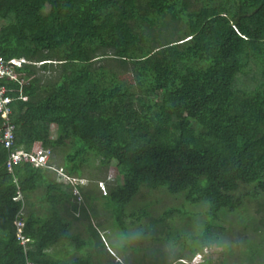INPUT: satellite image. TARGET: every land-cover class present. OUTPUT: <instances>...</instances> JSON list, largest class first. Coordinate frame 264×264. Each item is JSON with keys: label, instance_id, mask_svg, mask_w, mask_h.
<instances>
[{"label": "trees", "instance_id": "obj_1", "mask_svg": "<svg viewBox=\"0 0 264 264\" xmlns=\"http://www.w3.org/2000/svg\"><path fill=\"white\" fill-rule=\"evenodd\" d=\"M0 57L17 61L15 148L62 159L10 173L0 144V264H218L208 249L264 199V0H0ZM112 162L106 195L56 175L93 182ZM101 210L155 248L118 261Z\"/></svg>", "mask_w": 264, "mask_h": 264}, {"label": "rangeland", "instance_id": "obj_2", "mask_svg": "<svg viewBox=\"0 0 264 264\" xmlns=\"http://www.w3.org/2000/svg\"><path fill=\"white\" fill-rule=\"evenodd\" d=\"M48 8V7H47ZM52 135L54 138L57 137V129L52 127ZM52 159V162L61 165L62 159L58 155L51 154L50 160ZM55 167L59 168L57 165ZM59 172L61 170L59 169ZM59 172L57 171L56 175L60 177ZM92 173L95 175V178L92 180L93 182H90L89 180H82L78 181L75 179H72L73 181H70L66 178L61 179L64 181V185H69L73 182V185L79 184L84 185L85 188L93 189L94 191H99L103 195H106L108 192L107 186L105 182L107 183H113V181L118 182L121 180V177L119 176L117 163L112 162L108 168L101 169V172L98 170H93ZM60 179L59 182H62ZM103 183L102 184H100ZM97 186V187H96ZM102 186V187H101ZM99 189V190H98ZM75 194L78 195V190L74 189ZM262 192L264 193V190H257L256 191V197H259ZM34 200V199H33ZM79 200V199H78ZM169 202H171L169 200ZM79 203V202H78ZM100 203V202H99ZM79 204H82L79 203ZM169 204V203H168ZM167 205L163 202L162 206ZM251 205V206H250ZM101 206V204H100ZM100 206H97L96 210H100ZM158 207V206H157ZM252 209V212L250 211ZM239 209V208H238ZM257 210L259 214L256 213ZM263 211V213L260 214V212ZM100 219L99 222L93 221L94 225L97 226L99 223L101 225V240L105 245V248L107 252L117 258L118 261L123 260L124 254H122V257H119L116 251L113 250V247L111 245V238L114 236H117V231L114 228H110V220L107 218V216L103 213V211H98ZM66 216H68L69 219H73L72 212L65 211L64 213ZM256 216V217H253ZM259 219H264V199L258 200L256 198H253L252 196L246 200V202H243V205L239 209V211L236 213V216H234V220H232L238 228H235L231 230L230 232L226 233V236L222 235V242L221 246L219 247H211V251H208L207 254L211 255L212 259L217 262L218 264H264V226H260L257 222ZM264 222V221H263ZM78 227L81 226V223L77 221L75 223ZM175 228L180 229L184 222L179 221L178 219L173 222ZM220 229H223L225 231H228L229 227L225 224H222L218 226ZM82 228V227H81ZM243 229V230H242ZM104 230V231H103ZM249 232H247V231ZM132 245L140 246V247H151L155 248L153 246V243H141L140 241H136ZM159 248H165L163 245H159ZM57 250L59 252L62 251V248L59 247L57 249H53L52 251ZM226 252V253H225ZM143 253H150L149 250H146ZM128 257L132 258H140L142 260V257H140V254L134 255L131 253V249L128 251ZM120 259V260H119ZM203 259L199 260V258L195 255L194 258L191 259V261L186 260V264H198L202 263ZM185 264V263H182Z\"/></svg>", "mask_w": 264, "mask_h": 264}, {"label": "built area", "instance_id": "obj_3", "mask_svg": "<svg viewBox=\"0 0 264 264\" xmlns=\"http://www.w3.org/2000/svg\"><path fill=\"white\" fill-rule=\"evenodd\" d=\"M24 62V61H21ZM14 60L5 61L0 57V83L9 79H15V71L13 68ZM14 98L7 95V88L4 84H0V116L3 118V128L0 130V144L8 151V159L6 162V168L8 172H12L14 167L27 162L35 168H50L49 162L51 157V150L39 149L36 153L26 152L15 148V131L16 127L12 123L13 110L11 104L14 102ZM59 172V170H58ZM59 179H68L73 181L72 178L67 177L65 174L59 172ZM63 183L64 181L61 180ZM73 185V182L71 183ZM21 199V195L18 193V197L14 200ZM17 238L23 245L27 243V240L23 236L24 222L22 219L17 220ZM30 264V263H29Z\"/></svg>", "mask_w": 264, "mask_h": 264}, {"label": "clouds", "instance_id": "obj_4", "mask_svg": "<svg viewBox=\"0 0 264 264\" xmlns=\"http://www.w3.org/2000/svg\"><path fill=\"white\" fill-rule=\"evenodd\" d=\"M14 61L17 62L16 60H14ZM21 61H24V62H21ZM18 62L21 64L26 63V61L22 60V59L19 60ZM13 68H14V66H13ZM14 71H15V69H14ZM15 79H16V75H15ZM7 80H9V79H7ZM7 80H5V81H7ZM5 81L1 82V84H3ZM75 180L82 181L84 179H82V180L75 179ZM100 184L103 185V183H101V182H100ZM77 185H79V184H76V186ZM80 186H84V185H80ZM24 226H25V224H24ZM23 229H24V227H23ZM16 231H17V226H16ZM139 235H140L139 230L134 229V230H130L127 232H122L118 236L112 237L111 238V245L113 247V250L116 251L117 253H121V252L126 251L128 247H130L133 243H135L139 239ZM208 251H211V249H208Z\"/></svg>", "mask_w": 264, "mask_h": 264}]
</instances>
